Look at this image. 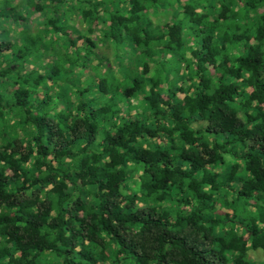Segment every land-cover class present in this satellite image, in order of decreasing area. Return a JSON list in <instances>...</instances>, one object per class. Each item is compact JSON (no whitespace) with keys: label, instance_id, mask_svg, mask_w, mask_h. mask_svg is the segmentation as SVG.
I'll return each instance as SVG.
<instances>
[{"label":"trees","instance_id":"trees-1","mask_svg":"<svg viewBox=\"0 0 264 264\" xmlns=\"http://www.w3.org/2000/svg\"><path fill=\"white\" fill-rule=\"evenodd\" d=\"M251 249L264 0H0V264H256Z\"/></svg>","mask_w":264,"mask_h":264},{"label":"rangeland","instance_id":"rangeland-1","mask_svg":"<svg viewBox=\"0 0 264 264\" xmlns=\"http://www.w3.org/2000/svg\"><path fill=\"white\" fill-rule=\"evenodd\" d=\"M167 16L166 13L163 14H155L151 16V21H153V23H162L164 21V17ZM102 53H105V55H109L110 54V50L107 49L106 47H103V49L101 48ZM259 206H263V203L260 202L258 204ZM257 209H255V213H257ZM249 257L254 260L256 262V264H264V254L261 250H249Z\"/></svg>","mask_w":264,"mask_h":264}]
</instances>
